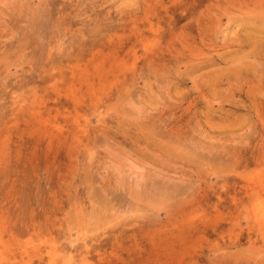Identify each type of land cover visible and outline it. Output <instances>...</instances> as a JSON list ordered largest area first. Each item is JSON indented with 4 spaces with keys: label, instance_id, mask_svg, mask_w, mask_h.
I'll return each instance as SVG.
<instances>
[{
    "label": "rangeland",
    "instance_id": "1",
    "mask_svg": "<svg viewBox=\"0 0 264 264\" xmlns=\"http://www.w3.org/2000/svg\"><path fill=\"white\" fill-rule=\"evenodd\" d=\"M0 264H264V0H0Z\"/></svg>",
    "mask_w": 264,
    "mask_h": 264
}]
</instances>
